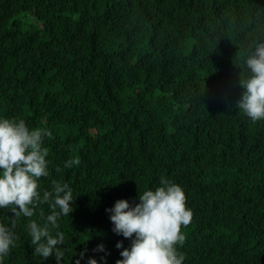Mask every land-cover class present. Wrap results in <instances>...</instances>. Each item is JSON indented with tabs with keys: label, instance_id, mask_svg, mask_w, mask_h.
Segmentation results:
<instances>
[{
	"label": "trees",
	"instance_id": "16d2710c",
	"mask_svg": "<svg viewBox=\"0 0 264 264\" xmlns=\"http://www.w3.org/2000/svg\"><path fill=\"white\" fill-rule=\"evenodd\" d=\"M31 18L39 27L23 29ZM260 41L264 0H0V117L48 133L41 195L54 181L73 189L61 264H105L99 244L116 264L131 241L106 209L162 177L193 212L183 264H264V120L237 108L241 53ZM41 211L0 209L16 233L4 264H57L28 235Z\"/></svg>",
	"mask_w": 264,
	"mask_h": 264
},
{
	"label": "clouds",
	"instance_id": "9594fccd",
	"mask_svg": "<svg viewBox=\"0 0 264 264\" xmlns=\"http://www.w3.org/2000/svg\"><path fill=\"white\" fill-rule=\"evenodd\" d=\"M241 56L244 74L239 84L243 93L237 108L253 122L264 120V41L255 42ZM46 135L42 130L31 129L23 119L0 117V209L8 208L13 217L31 218L39 205L46 203L50 214L44 216L41 211L42 223L37 220L28 223V235L35 254L44 260L54 256L57 264H61L60 246L65 237L59 230V220L74 211L73 189L68 183L54 181L51 191H43L41 195L38 181L49 176L48 152L42 147ZM78 163L68 161L64 167ZM138 201L119 199L106 209L113 232L131 241L130 247L117 242L116 247L122 251L116 264H183L185 256L178 251L185 240L181 229L193 218L192 209L186 206L183 187L162 177L157 187L138 194ZM14 229V220L10 225L0 222V264H4L15 247ZM94 251L105 253L101 260L106 264L105 246L99 244ZM81 261H85V253L80 254L75 264ZM85 264L98 261L87 257Z\"/></svg>",
	"mask_w": 264,
	"mask_h": 264
},
{
	"label": "rangeland",
	"instance_id": "374dc122",
	"mask_svg": "<svg viewBox=\"0 0 264 264\" xmlns=\"http://www.w3.org/2000/svg\"><path fill=\"white\" fill-rule=\"evenodd\" d=\"M33 20H32V18L30 19V20H28V24L30 23V22H32ZM28 24H26V22L25 21H23V29H25V28H28V27H31V28H38L39 27V23L36 21H33V23L32 24H30V25H28Z\"/></svg>",
	"mask_w": 264,
	"mask_h": 264
}]
</instances>
